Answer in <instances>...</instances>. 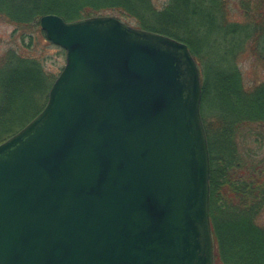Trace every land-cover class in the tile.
Segmentation results:
<instances>
[{
  "label": "water",
  "instance_id": "1",
  "mask_svg": "<svg viewBox=\"0 0 264 264\" xmlns=\"http://www.w3.org/2000/svg\"><path fill=\"white\" fill-rule=\"evenodd\" d=\"M40 25L66 62L0 143V264H215L188 45L111 15Z\"/></svg>",
  "mask_w": 264,
  "mask_h": 264
},
{
  "label": "trees",
  "instance_id": "2",
  "mask_svg": "<svg viewBox=\"0 0 264 264\" xmlns=\"http://www.w3.org/2000/svg\"><path fill=\"white\" fill-rule=\"evenodd\" d=\"M239 6L245 21L227 26L216 24L226 0H169L162 9L153 0H0V19L28 48L36 32L45 34L47 14L66 21L111 15L186 43L202 78L215 264H264V81L246 86L237 64L246 48L264 64V0ZM53 81L43 60L15 48L0 60V143L43 110Z\"/></svg>",
  "mask_w": 264,
  "mask_h": 264
},
{
  "label": "rangeland",
  "instance_id": "3",
  "mask_svg": "<svg viewBox=\"0 0 264 264\" xmlns=\"http://www.w3.org/2000/svg\"><path fill=\"white\" fill-rule=\"evenodd\" d=\"M153 1L154 4L160 9H162L169 2V0ZM239 1L241 0H226L227 10L225 16L220 21L218 20L216 24L219 26H227L229 22L235 20L240 22L245 21L242 14V10H244L245 7L239 6ZM129 25L136 27L134 23H130ZM42 35L41 33L36 32L35 43L31 48L25 47L22 45V39L20 35L15 34L14 25L0 19V60L7 55L10 49L15 48L20 54L26 57H37L43 60L45 69L48 72L53 73L55 81L65 66L66 52L65 54H62L63 49L53 43L49 44L50 40L47 38L46 33L43 35L44 37ZM216 36L219 37L218 35L214 34L211 38H215ZM29 43L30 41L27 39V44ZM216 44L223 47H230V42H225L224 44H219V42H217ZM255 57L246 48L245 52H243V55L238 58V68L242 73L246 86H253L264 81V64L257 61Z\"/></svg>",
  "mask_w": 264,
  "mask_h": 264
}]
</instances>
